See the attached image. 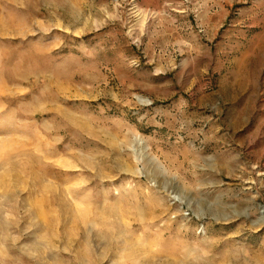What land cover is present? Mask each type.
<instances>
[{
	"label": "rangeland",
	"instance_id": "374dc122",
	"mask_svg": "<svg viewBox=\"0 0 264 264\" xmlns=\"http://www.w3.org/2000/svg\"><path fill=\"white\" fill-rule=\"evenodd\" d=\"M0 264H264V0H0Z\"/></svg>",
	"mask_w": 264,
	"mask_h": 264
}]
</instances>
